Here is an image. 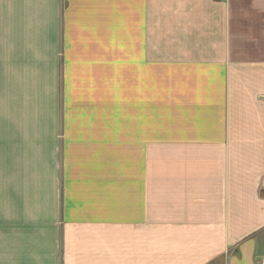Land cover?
Segmentation results:
<instances>
[{
  "label": "crops",
  "instance_id": "1",
  "mask_svg": "<svg viewBox=\"0 0 264 264\" xmlns=\"http://www.w3.org/2000/svg\"><path fill=\"white\" fill-rule=\"evenodd\" d=\"M126 61L129 175L74 112ZM263 259L264 0H0V264Z\"/></svg>",
  "mask_w": 264,
  "mask_h": 264
},
{
  "label": "rangeland",
  "instance_id": "2",
  "mask_svg": "<svg viewBox=\"0 0 264 264\" xmlns=\"http://www.w3.org/2000/svg\"><path fill=\"white\" fill-rule=\"evenodd\" d=\"M101 66L106 68L74 71L75 114L96 113L92 118L88 116L78 120L75 118V130L84 139L88 138L86 133L93 127L97 130L106 128L108 132L110 127L113 128L114 121L116 128L120 124L122 173L129 175L131 88L128 61L122 65L121 71L107 69L109 65L106 63ZM154 123V137L158 139L161 120L155 119ZM75 158H80L78 153L75 154Z\"/></svg>",
  "mask_w": 264,
  "mask_h": 264
},
{
  "label": "built area",
  "instance_id": "3",
  "mask_svg": "<svg viewBox=\"0 0 264 264\" xmlns=\"http://www.w3.org/2000/svg\"><path fill=\"white\" fill-rule=\"evenodd\" d=\"M262 264H264V259L262 260Z\"/></svg>",
  "mask_w": 264,
  "mask_h": 264
}]
</instances>
